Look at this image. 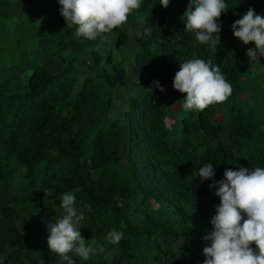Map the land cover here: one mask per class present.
I'll return each mask as SVG.
<instances>
[{
  "label": "trees",
  "instance_id": "1",
  "mask_svg": "<svg viewBox=\"0 0 264 264\" xmlns=\"http://www.w3.org/2000/svg\"><path fill=\"white\" fill-rule=\"evenodd\" d=\"M188 2L169 0L164 8L142 0L128 17H143L132 74L146 71L133 78L106 57V86L124 83L131 91L117 119L108 117L111 98L100 100L95 78L80 77L70 63L57 72L33 70L23 88L0 86V264H66L48 251L47 224L62 218V194L76 188L75 207L85 217L81 236L104 246L88 264H203L211 243L203 237L220 203L209 185L229 168H264V107L241 101L251 46L231 40V25L250 8L248 0H225L216 54L184 30ZM52 12L64 21L58 0ZM197 58L219 65L232 93L202 112L185 111V94L176 96L172 82L180 63ZM154 81L163 92L149 90ZM207 163L215 175L201 181L197 172ZM22 201L32 205L24 215ZM111 230L123 233L118 244L106 241ZM177 239L183 249L173 254Z\"/></svg>",
  "mask_w": 264,
  "mask_h": 264
},
{
  "label": "clouds",
  "instance_id": "2",
  "mask_svg": "<svg viewBox=\"0 0 264 264\" xmlns=\"http://www.w3.org/2000/svg\"><path fill=\"white\" fill-rule=\"evenodd\" d=\"M142 0H58L60 15L67 28H74L73 38L77 41L107 40V34L127 23L133 11L141 7ZM167 8L169 0H159ZM225 0H189L183 17L185 31L196 33V39L209 46L216 54L219 22L228 10ZM232 33L242 44H254L246 51L250 65L259 64L264 57V15L256 14L249 8L240 19L231 25ZM98 50V49H94ZM172 87L185 94L182 108L185 111L202 112L211 105L222 104L232 93L231 84L220 71L219 65L211 60L192 59L180 63L175 73ZM151 88L163 87L154 81ZM21 171H26L23 167ZM215 175L212 163L199 168L197 176L201 181L212 180ZM223 179L213 180L209 188H215L220 198L216 214L210 223L212 231L203 237L210 246L203 248V264H264V168L249 169L240 166L238 170L227 169ZM79 188L62 194L59 206L62 218L48 223L47 248L66 264H76L72 254L87 261L104 246H95L82 238L79 228L84 220L83 212L75 207V192ZM91 211V205H85ZM123 233L111 230L105 237L110 244H118Z\"/></svg>",
  "mask_w": 264,
  "mask_h": 264
},
{
  "label": "rangeland",
  "instance_id": "3",
  "mask_svg": "<svg viewBox=\"0 0 264 264\" xmlns=\"http://www.w3.org/2000/svg\"><path fill=\"white\" fill-rule=\"evenodd\" d=\"M57 0H0V86L4 92L15 88H23L28 77L35 69H47L51 72L61 71L66 63L73 64L79 76L92 75L101 101L111 98L108 117L119 118L122 110L128 104L130 95L124 83L114 89L106 86L102 76L104 62L108 55L114 63L123 65L132 74L133 55L138 49L136 35L140 33L143 17L139 12L130 17L126 24L107 34V40L101 43L100 38L95 45H86L83 41L73 38L74 28H67L65 21L56 22L52 16V2ZM56 1V3H55ZM258 0H248L250 6L256 7ZM51 2V3H50ZM52 7V8H51ZM252 8V7H251ZM118 37H121L118 40ZM123 37V38H122ZM231 40L241 45L237 38ZM251 48L254 44L250 42ZM98 49L100 63L95 64L91 54L92 49ZM146 69H143L142 72ZM140 74L132 77L138 78ZM245 85L241 88V101L245 104H255L264 107V57L259 58V64L250 65L247 61L243 70ZM176 96L182 93L174 91ZM215 117L222 121L224 114L217 111ZM172 117L167 119L173 126ZM0 202H4L1 196ZM30 202H23L20 215L27 213ZM183 249L182 240H174L171 246L173 254H179ZM114 250H108L110 257ZM76 264H88L72 254Z\"/></svg>",
  "mask_w": 264,
  "mask_h": 264
},
{
  "label": "crops",
  "instance_id": "4",
  "mask_svg": "<svg viewBox=\"0 0 264 264\" xmlns=\"http://www.w3.org/2000/svg\"><path fill=\"white\" fill-rule=\"evenodd\" d=\"M55 3H56V1H55ZM51 4H52V7L54 8L55 5H53V2ZM255 4H256V7L255 6H250V7H252L254 9V11H255L256 14L264 15V0H258ZM53 8L51 10L52 16H53V12H52L53 11Z\"/></svg>",
  "mask_w": 264,
  "mask_h": 264
}]
</instances>
